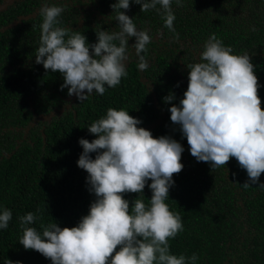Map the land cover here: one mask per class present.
Listing matches in <instances>:
<instances>
[{"label":"trees","instance_id":"1","mask_svg":"<svg viewBox=\"0 0 264 264\" xmlns=\"http://www.w3.org/2000/svg\"><path fill=\"white\" fill-rule=\"evenodd\" d=\"M117 0H0V209L12 212L7 229H0V264H52L34 250L19 244L20 217L35 213L30 225L42 233L41 223L75 227L96 199L86 183L88 174L77 166L83 152L80 139H96L88 127L106 116L108 108L124 109L140 120L138 127L154 138L168 136L184 151L179 174L165 202L182 217L184 230L169 240L170 254L198 256L196 264H264V173L257 184L235 158L212 169L190 154L180 126L172 124L169 108L183 99L188 86V65L200 62L212 34L233 49L247 53L260 84L264 110V0H172L174 31L164 26L163 10L141 12L132 3L125 14L151 42L142 53L149 67L138 68L135 38L128 40L127 76L104 95L93 92L85 100L61 90L60 73L36 64L40 46V9L63 7L61 27L80 31L89 45L99 31H119ZM118 44V41L116 42ZM174 94L171 103L165 97ZM87 95V93H84ZM94 159L96 153H91ZM147 181L142 193H125L133 202L140 196L148 204L152 192ZM119 248L117 249V251Z\"/></svg>","mask_w":264,"mask_h":264},{"label":"clouds","instance_id":"2","mask_svg":"<svg viewBox=\"0 0 264 264\" xmlns=\"http://www.w3.org/2000/svg\"><path fill=\"white\" fill-rule=\"evenodd\" d=\"M131 2L141 5V12L159 5L164 26L175 30L172 0ZM176 4L182 6L181 0ZM111 7L120 30L99 31L92 45L80 31L70 34V30L55 26L63 7L45 4L40 9L43 22L35 62L46 71L60 73L64 81L61 90L68 88V95L80 101L93 92L104 95L106 86L115 88L127 76L129 38H135L132 47L139 70L149 67L141 54L147 52L151 37L138 31L125 14L130 0H117ZM199 60L187 67V90L179 106L173 104L168 109L170 120L180 126L190 154L198 162L209 163L214 169L235 158L250 181L241 187L248 188L264 173V110L251 57L233 54L231 47L212 34ZM174 99L170 93L165 103ZM141 123L124 109L108 108L106 116L87 128L97 138L79 140L83 152L77 166L87 172L86 183L95 201L75 227L41 223V233L30 226L37 220L35 213L20 217L19 244L25 250L40 253L52 264H196L197 255H173L169 246V240L184 230L180 214L165 202L174 185L173 175L183 170L184 148L171 137L154 138L149 130L138 127ZM91 153H96L94 159ZM149 180L151 200L146 204L140 196L130 209L124 194L142 193ZM11 219V210L0 209V229H7ZM4 264L13 262L5 259Z\"/></svg>","mask_w":264,"mask_h":264}]
</instances>
